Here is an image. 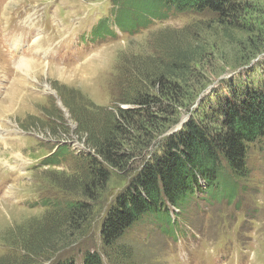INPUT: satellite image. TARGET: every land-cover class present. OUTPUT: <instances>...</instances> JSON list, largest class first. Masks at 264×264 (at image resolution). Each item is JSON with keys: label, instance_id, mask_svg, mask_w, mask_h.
Listing matches in <instances>:
<instances>
[{"label": "rangeland", "instance_id": "374dc122", "mask_svg": "<svg viewBox=\"0 0 264 264\" xmlns=\"http://www.w3.org/2000/svg\"><path fill=\"white\" fill-rule=\"evenodd\" d=\"M125 1L0 0V264L69 257L81 264L86 250L104 264H264V138L248 147L247 178L222 174L208 190L202 180L184 204L137 222L112 248L103 244L107 211L156 149L140 147L125 170L110 168L104 190L85 196L91 176L82 155L94 153L87 138L102 135L104 114L130 107L120 101L148 83L144 76L183 74L184 106L160 141L196 117L201 99L216 108L233 86L264 79V0H248L241 28L209 11L169 12L133 31L125 25L134 6ZM36 26L43 32L38 44ZM25 31L33 33L16 46V34ZM22 57L49 68L25 75ZM71 104L94 120L88 134ZM57 145L70 150L48 159ZM18 153L26 159L17 161ZM76 200L90 212L72 226L65 203Z\"/></svg>", "mask_w": 264, "mask_h": 264}, {"label": "trees", "instance_id": "16d2710c", "mask_svg": "<svg viewBox=\"0 0 264 264\" xmlns=\"http://www.w3.org/2000/svg\"><path fill=\"white\" fill-rule=\"evenodd\" d=\"M125 2L134 6L131 7L134 18L130 26L125 25L129 31H133L135 24L147 26L169 12L206 11L217 15L222 24L240 25L241 28L250 10L248 0ZM102 34L99 30L96 35ZM143 79L148 82L146 85L120 101L130 104V107L117 106L114 114H104L106 126L101 129L102 135L87 138L94 153L82 155L91 176L90 182L83 184L82 193L93 198L97 191L106 188L111 178L110 168L125 170L137 149L156 146L154 151L142 158L139 172L126 189L117 194L114 204L107 211L101 225V238L108 248L115 246L137 222L155 218L160 211L171 212V206L175 208L184 204L198 188L201 190L202 180L207 184L205 190H208L222 174L230 173L236 181L247 178L250 172L248 147L264 138V79L259 78V85L255 86L253 81H249L244 88L233 86L216 108L206 106L209 98L201 99L196 117L190 118L181 129L162 137L160 141L158 139L178 121L175 117L179 113L178 106H184L186 95L181 81L185 80V76L164 72L144 76ZM152 88L156 93L149 91ZM70 107L81 124V131L88 134V124L91 122L94 125V120L84 118L83 114L80 116V108L75 104ZM69 150L68 146L57 145L48 159L64 157ZM65 208L69 216L67 221L72 226H79L90 212L89 204L77 200L66 202ZM34 251L32 246L29 252ZM82 256L81 264H104L102 256L95 250H86ZM118 261V264H128L126 259ZM53 264L79 263L75 257H69Z\"/></svg>", "mask_w": 264, "mask_h": 264}, {"label": "bare ground", "instance_id": "6f19581e", "mask_svg": "<svg viewBox=\"0 0 264 264\" xmlns=\"http://www.w3.org/2000/svg\"><path fill=\"white\" fill-rule=\"evenodd\" d=\"M27 19V18H26ZM28 20V19H27ZM23 25V24H22ZM31 25H32V21H31ZM33 26V25H32ZM33 28H35V30H37L38 31V34H40V35H36L35 37H34V42L36 43V44H38V42H39V40H41L42 38H43V32L41 33V29L39 28V27H33ZM33 33V31L32 32H27V31H25L23 34H24V36H18V34H16V36H17V38L15 39V41H14V43H16V46L17 45H20L21 43H22V41L24 40L23 38L25 37V35L26 34H28V35H31ZM13 43V44H14ZM34 43V44H35ZM41 50H46V49H41ZM48 51V50H47ZM32 60V58H30V57H22V58H20L19 59V67L20 68H22L23 69V71H24V73H25V75L27 74V75H34V74H36L37 72H43V73H45L46 72V69L47 68H49L48 66H46V65H43V63H39V62H33V61H31ZM35 78V77H34ZM16 81H19V79H17ZM15 85H13L12 86V88L14 87ZM4 105V104H3ZM5 106V105H4ZM4 110H6V111H8L7 109H4ZM9 112V111H8ZM2 123V122H1ZM3 125V124H2ZM0 128H1V126H0ZM0 133H2V132H0ZM1 139L2 140H5L6 138H5V136H2L1 137ZM18 155V158H17V161H21V160H24V159H26V158H24V156L22 155V154H20V153H18L17 154Z\"/></svg>", "mask_w": 264, "mask_h": 264}, {"label": "water", "instance_id": "95a60500", "mask_svg": "<svg viewBox=\"0 0 264 264\" xmlns=\"http://www.w3.org/2000/svg\"><path fill=\"white\" fill-rule=\"evenodd\" d=\"M185 123V121H181V124H179L178 126H176L175 128H173L171 131H170V133H173L174 131H177L178 129H180L182 126H183V124Z\"/></svg>", "mask_w": 264, "mask_h": 264}]
</instances>
